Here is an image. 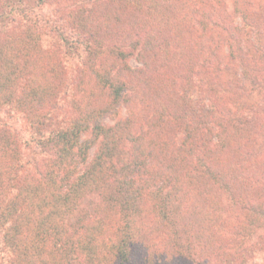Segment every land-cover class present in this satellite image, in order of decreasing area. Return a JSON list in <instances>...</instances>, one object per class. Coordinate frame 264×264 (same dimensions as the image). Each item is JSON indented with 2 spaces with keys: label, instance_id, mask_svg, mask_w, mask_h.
Returning a JSON list of instances; mask_svg holds the SVG:
<instances>
[{
  "label": "trees",
  "instance_id": "16d2710c",
  "mask_svg": "<svg viewBox=\"0 0 264 264\" xmlns=\"http://www.w3.org/2000/svg\"><path fill=\"white\" fill-rule=\"evenodd\" d=\"M83 1L0 0V264L264 262V0Z\"/></svg>",
  "mask_w": 264,
  "mask_h": 264
},
{
  "label": "rangeland",
  "instance_id": "374dc122",
  "mask_svg": "<svg viewBox=\"0 0 264 264\" xmlns=\"http://www.w3.org/2000/svg\"><path fill=\"white\" fill-rule=\"evenodd\" d=\"M83 3L86 5V4L90 3V2H89V0H85V1H83ZM53 5L49 4L48 6L45 7L46 9L45 8L41 9V8H38V7L37 8L34 7L35 8L34 11H36V12H41L42 10L46 11L47 9L52 8ZM238 19L239 18H236L235 22H238ZM43 37H44V40L46 41V44H49V43L54 44L55 42L60 44L61 41H62L58 37H50L49 35H45V34L43 35ZM65 57H66L67 61H70L71 66H73V68H76L75 65H76L77 60H74V59H71V58H70L71 59L70 60L67 56H65ZM55 58H57V57H55ZM59 58L61 59V61H63L62 55H59ZM129 63H130L131 66H140V63L135 61L133 58L130 59ZM84 65H86V64H84ZM60 70H61V68H60ZM85 71H87V70H85ZM86 77L88 78V81L85 80V79H80L79 82H83L85 80L86 84H84L82 87L88 88L87 86L89 85L90 82H92V77L91 76H86ZM263 92H264L263 88L261 90H258V91H251L250 95L247 97V99L252 101V102H254V103H258L259 99H262L261 96H262ZM87 93H89V95H90V90ZM78 95H81V93H79ZM117 111L118 112L116 114V118H114V119L110 116V114H106V116L103 118L104 123L111 125L117 119H119V118L123 119L126 116V111L127 110H126L125 106H121V105L118 106ZM20 121H21V119L19 120L18 117H13L12 120H11L12 127L19 126L20 125ZM95 148H96V146L93 147L91 151L93 152L95 150ZM259 241L260 242H264V227L259 228V229H255V231L253 232V235L250 236V237L246 236V238H245V240H244V242L242 244H244V245L255 244V243H259ZM260 259L264 260L263 257L260 258ZM243 261L244 262L241 263V264H264L263 261H259V260H257V262L254 261V258H252L249 253L246 255V257H245V259ZM234 264H240V261L237 260V261L234 262Z\"/></svg>",
  "mask_w": 264,
  "mask_h": 264
}]
</instances>
